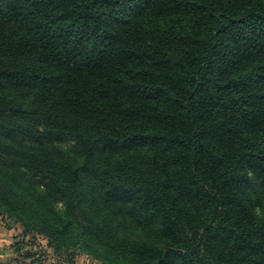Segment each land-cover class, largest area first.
I'll list each match as a JSON object with an SVG mask.
<instances>
[{"label":"trees","instance_id":"1","mask_svg":"<svg viewBox=\"0 0 264 264\" xmlns=\"http://www.w3.org/2000/svg\"><path fill=\"white\" fill-rule=\"evenodd\" d=\"M0 213L69 264H264V0H0Z\"/></svg>","mask_w":264,"mask_h":264},{"label":"rangeland","instance_id":"2","mask_svg":"<svg viewBox=\"0 0 264 264\" xmlns=\"http://www.w3.org/2000/svg\"><path fill=\"white\" fill-rule=\"evenodd\" d=\"M60 143L68 150H76L75 142L68 138H60ZM262 210L263 208H258ZM74 264H107L96 258L88 250L75 248ZM26 253H33L38 258L37 264H69L66 255L59 254L48 244V238L34 230L26 231L25 227L15 219L0 213V260L15 261L25 259ZM32 258V257H31ZM29 257V261L32 260Z\"/></svg>","mask_w":264,"mask_h":264}]
</instances>
